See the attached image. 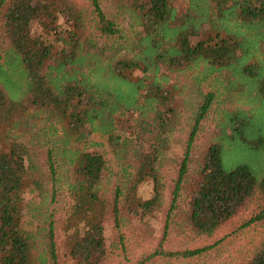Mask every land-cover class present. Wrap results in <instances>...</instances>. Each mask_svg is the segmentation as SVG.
I'll return each instance as SVG.
<instances>
[{
  "label": "trees",
  "instance_id": "16d2710c",
  "mask_svg": "<svg viewBox=\"0 0 264 264\" xmlns=\"http://www.w3.org/2000/svg\"><path fill=\"white\" fill-rule=\"evenodd\" d=\"M182 74L199 100L180 103ZM247 206L239 228L264 221V0H0V264L130 262L146 241L133 264H190L218 241L167 236H211ZM240 264H264V241Z\"/></svg>",
  "mask_w": 264,
  "mask_h": 264
},
{
  "label": "rangeland",
  "instance_id": "374dc122",
  "mask_svg": "<svg viewBox=\"0 0 264 264\" xmlns=\"http://www.w3.org/2000/svg\"><path fill=\"white\" fill-rule=\"evenodd\" d=\"M112 12V11H111ZM179 81L181 82L182 87V94L180 96V103H182L184 100L190 101V100H199V94L194 91V87L191 86V79L188 76V74H182L179 76ZM208 88V85H203V90H206ZM185 108H188V105L185 104ZM224 105L221 104V107ZM190 107V106H189ZM226 107V105H225ZM185 108L183 109L185 111ZM192 108V107H191ZM191 108L187 110L188 113H190ZM213 113L212 111L210 112ZM215 118H212V116H209L206 119V126L202 132L199 133V136L196 140V145L192 150V154H194V157H197L199 153L202 151L203 147L207 144L209 139L212 136H215L216 130L214 128V125L216 124V116ZM263 121V119H260ZM256 131H250L251 135H254ZM26 137H23V139H28V135H25ZM172 143L171 148L166 152V167L165 168V178L166 181L171 184L172 179H175L176 177V169H177V162L184 153L185 150V141L186 136L184 134L176 135L172 137ZM33 153L35 155V159L38 163H42V151L45 152V148H38L33 147L32 148ZM234 155L230 156L231 158H235L238 156H241L238 150L233 148ZM105 158L110 161V156L106 152ZM241 158V157H240ZM247 158V157H243ZM242 158V159H243ZM230 158H228L229 160ZM247 160H250L249 157ZM246 162V161H245ZM226 163H228L226 161ZM225 163V164H226ZM112 164V163H111ZM228 165V164H226ZM169 189L165 191L164 194V205L163 209L156 214L151 219V228L153 230V243H157L159 237L162 236L163 232V220L165 215V209L167 207V202L170 200V196L168 195ZM153 194L152 192V185L151 184H142L139 187L138 190V197L139 198H148L151 197ZM27 213L26 217H30V208L33 206V203L35 201V198H27ZM252 213V207L247 206L240 215L237 217H234L229 222L224 223L221 225L219 229L215 231L211 236H200L198 238H195L193 240L187 241L186 238L182 237L181 235L175 236V235H169L167 236L166 242L163 244L166 248H170L171 250H181L184 246L195 248V247H202L205 245L212 244L216 241L217 244L210 248L209 250L203 252L199 257L192 260V263L190 264H240L242 261L247 259L251 254L255 247L262 244L264 241V221L263 222H254L251 223L248 226L240 227V224L250 216ZM107 234L108 237L111 236V231L109 227L107 228ZM149 242H143L141 247L138 249V251H134L136 255H133L130 262H126L122 253L119 251H114L108 260L104 264H133L136 262L137 256H140V254L144 251H147L150 249ZM141 257H139V260ZM133 262V263H132ZM161 264H167L166 262H161Z\"/></svg>",
  "mask_w": 264,
  "mask_h": 264
}]
</instances>
